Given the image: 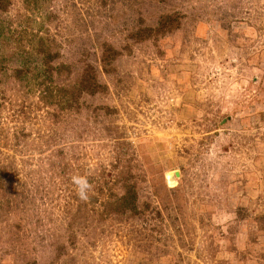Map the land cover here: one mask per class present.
<instances>
[{
    "label": "rangeland",
    "instance_id": "rangeland-1",
    "mask_svg": "<svg viewBox=\"0 0 264 264\" xmlns=\"http://www.w3.org/2000/svg\"><path fill=\"white\" fill-rule=\"evenodd\" d=\"M0 264H264V0H0Z\"/></svg>",
    "mask_w": 264,
    "mask_h": 264
},
{
    "label": "clouds",
    "instance_id": "clouds-1",
    "mask_svg": "<svg viewBox=\"0 0 264 264\" xmlns=\"http://www.w3.org/2000/svg\"><path fill=\"white\" fill-rule=\"evenodd\" d=\"M72 184L75 186L76 195L80 200L86 201L89 198V192L92 185L86 176L73 175L71 178Z\"/></svg>",
    "mask_w": 264,
    "mask_h": 264
}]
</instances>
